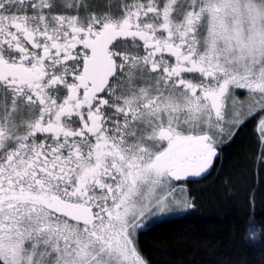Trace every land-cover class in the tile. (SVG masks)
I'll return each mask as SVG.
<instances>
[{
	"label": "snow or ice",
	"instance_id": "obj_1",
	"mask_svg": "<svg viewBox=\"0 0 264 264\" xmlns=\"http://www.w3.org/2000/svg\"><path fill=\"white\" fill-rule=\"evenodd\" d=\"M257 117L264 0H0V264H147Z\"/></svg>",
	"mask_w": 264,
	"mask_h": 264
},
{
	"label": "trees",
	"instance_id": "obj_2",
	"mask_svg": "<svg viewBox=\"0 0 264 264\" xmlns=\"http://www.w3.org/2000/svg\"><path fill=\"white\" fill-rule=\"evenodd\" d=\"M257 124V118L246 122L223 147L213 173L191 185L195 207L188 214L140 235L147 264H264V146Z\"/></svg>",
	"mask_w": 264,
	"mask_h": 264
},
{
	"label": "rangeland",
	"instance_id": "obj_3",
	"mask_svg": "<svg viewBox=\"0 0 264 264\" xmlns=\"http://www.w3.org/2000/svg\"><path fill=\"white\" fill-rule=\"evenodd\" d=\"M257 122H258V117H257ZM188 190V193H189V195L191 196V194H190V192H189V190L190 189H187ZM189 211H190V209L189 210H183V209H178V210H175V211H173L172 213H169L168 215H165V216H163V217H160L159 219H161V218H170L171 216L172 217H174V216H185L186 214H188L189 213ZM159 219H156V223L157 222H160V221H162V220H164V219H162V220H159ZM155 224V223H154Z\"/></svg>",
	"mask_w": 264,
	"mask_h": 264
},
{
	"label": "flooded vegetation",
	"instance_id": "obj_4",
	"mask_svg": "<svg viewBox=\"0 0 264 264\" xmlns=\"http://www.w3.org/2000/svg\"><path fill=\"white\" fill-rule=\"evenodd\" d=\"M233 140V138L231 139V141ZM230 141V142H231ZM229 141H225L223 144H221L220 146H219V151H220V154H222V149H223V147L224 146H226L227 144H229L230 143ZM197 182H188V184H187V189H190V187H191V185H193V184H196ZM162 219H164V220H166L165 218H161V219H159V220H162ZM163 221V220H162ZM154 223H156V220L153 222V223H151L150 225H149V227L148 228H150V226H152ZM158 223V222H157ZM147 228V229H148ZM146 230V229H145Z\"/></svg>",
	"mask_w": 264,
	"mask_h": 264
},
{
	"label": "water",
	"instance_id": "obj_5",
	"mask_svg": "<svg viewBox=\"0 0 264 264\" xmlns=\"http://www.w3.org/2000/svg\"><path fill=\"white\" fill-rule=\"evenodd\" d=\"M219 153H220V151H219ZM220 156H221V154H220ZM219 160V159H218ZM217 160V161H218ZM217 161L215 162V164H214V167H213V169L210 171V173L205 177V178H203L202 180H205L206 178H208L212 173H213V171H214V169H215V166H216V163H217ZM202 180H200V181H202ZM189 182H193V181H189Z\"/></svg>",
	"mask_w": 264,
	"mask_h": 264
}]
</instances>
